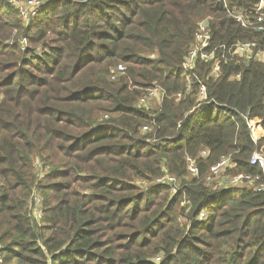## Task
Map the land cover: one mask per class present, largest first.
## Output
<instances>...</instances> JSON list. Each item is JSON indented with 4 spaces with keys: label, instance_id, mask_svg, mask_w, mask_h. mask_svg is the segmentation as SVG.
Wrapping results in <instances>:
<instances>
[{
    "label": "trees",
    "instance_id": "1",
    "mask_svg": "<svg viewBox=\"0 0 264 264\" xmlns=\"http://www.w3.org/2000/svg\"><path fill=\"white\" fill-rule=\"evenodd\" d=\"M29 1L0 0V264H264V195L230 184L262 172L264 61L233 49L261 0Z\"/></svg>",
    "mask_w": 264,
    "mask_h": 264
},
{
    "label": "built area",
    "instance_id": "2",
    "mask_svg": "<svg viewBox=\"0 0 264 264\" xmlns=\"http://www.w3.org/2000/svg\"><path fill=\"white\" fill-rule=\"evenodd\" d=\"M48 0H31L29 3H27L28 8L25 9L24 6L21 8L16 4L21 12V15L29 19L32 16H35L39 13V11L44 8L47 5ZM12 2V1H11ZM233 17L235 18L236 22L240 24V26L244 29H252L257 30L258 32L264 33V0H261L260 3L256 6L255 9V15L254 17L248 18L245 17L242 14H234ZM202 34L199 36V41H201V45L193 48L187 57L186 62L183 65V71L188 72L194 68L196 65L197 59L200 57L201 60H205L207 62L212 61L213 59V52H207L204 51L205 48H207L209 43V35L206 32V25L202 26L201 28ZM226 48V47H223ZM234 54L237 56H240L247 61H264V44H261V42H248V43H238L233 46ZM216 50V49H215ZM245 56V57H244ZM220 70V65L217 64L214 69V73L217 74ZM118 71L123 72V69L121 67L118 68ZM117 76L116 70L113 71V78ZM189 80V78H188ZM202 89V96L206 97V88L204 86L201 87ZM164 96V91H162L160 88L150 89L148 90L147 94L140 99L139 106L140 107H148L149 109L153 108V103H157L158 105L162 102ZM180 96V95H179ZM252 132L254 135L255 140H259L261 138V135L256 132L255 124L252 123L251 125ZM147 127L145 128V130ZM160 144H156L155 147H159ZM201 155L205 157L207 155L206 151L201 152ZM188 160V172L190 177H195L198 175V168L194 161H192L190 158ZM233 165L232 158L224 157L222 158L216 165H214L211 168V171L213 175L217 177H221L226 171L231 170ZM252 165L253 166H261L262 172L260 174L256 175H240L237 177H234L230 182H234L235 185H238L241 181L245 180L246 183L251 185L252 189L258 193L264 195V159L263 156H261L259 153L255 152L252 156ZM157 183L164 184L166 183L172 188V192L176 193L181 180L172 177L170 175H166L161 179H158L156 181ZM230 183V184H231ZM228 183H223L221 186H227ZM220 187V183L219 186ZM35 200L37 204L41 202V198L36 196ZM206 214L203 212L199 219L203 220L202 215ZM38 215H41V212H38Z\"/></svg>",
    "mask_w": 264,
    "mask_h": 264
},
{
    "label": "rangeland",
    "instance_id": "3",
    "mask_svg": "<svg viewBox=\"0 0 264 264\" xmlns=\"http://www.w3.org/2000/svg\"><path fill=\"white\" fill-rule=\"evenodd\" d=\"M157 106H158L157 103H153V109H154V110L157 109ZM222 181H223V180H220V182H222ZM142 186H145L144 183H142ZM37 208H39V207L37 206L36 209H37ZM37 211L40 212L39 209H37L36 212H37Z\"/></svg>",
    "mask_w": 264,
    "mask_h": 264
},
{
    "label": "bare ground",
    "instance_id": "4",
    "mask_svg": "<svg viewBox=\"0 0 264 264\" xmlns=\"http://www.w3.org/2000/svg\"><path fill=\"white\" fill-rule=\"evenodd\" d=\"M262 169V168H261ZM232 185L234 184V182L231 183ZM248 184V183H247ZM251 186V185H250ZM177 192V191H176Z\"/></svg>",
    "mask_w": 264,
    "mask_h": 264
}]
</instances>
